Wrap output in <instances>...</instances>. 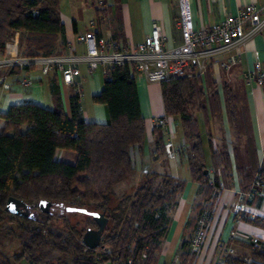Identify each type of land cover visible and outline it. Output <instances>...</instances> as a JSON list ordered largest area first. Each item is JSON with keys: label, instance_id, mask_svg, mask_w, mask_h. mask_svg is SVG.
<instances>
[{"label": "trees", "instance_id": "16d2710c", "mask_svg": "<svg viewBox=\"0 0 264 264\" xmlns=\"http://www.w3.org/2000/svg\"><path fill=\"white\" fill-rule=\"evenodd\" d=\"M64 32L59 0H0V48L18 33L19 53H65V45L59 41ZM202 82L201 75L178 76L161 81L160 87L165 112L179 118L190 142L187 158L192 180L203 185L209 198L211 183L205 172L203 140L191 112L203 94ZM51 90L56 108L25 101L0 113L5 119L0 128V244L16 240L20 247L11 257L0 250V264H20L22 260L30 264H96L98 259L124 264L128 258H132L131 264H155L171 220L169 210L177 205L185 181L168 172L149 170L132 193L118 198L113 194L115 185L135 170V154L142 151L146 140L134 65L111 66L101 90L92 96L94 102L106 104L108 122L86 120L76 93L70 97L69 113H65L57 75ZM232 114L236 116L234 108ZM58 148L73 152L74 160L56 158ZM209 148L211 162L229 163L227 145L216 149L209 140ZM254 161H258L256 157ZM261 167L264 171V158ZM239 175L243 186V167ZM213 178L218 184V178ZM10 195L27 202L45 198L105 211L108 223L99 245L89 248L81 242L85 229L96 226L90 215L83 213L84 224L71 220L63 232L51 226L52 215L40 213L35 220L7 212ZM69 214L76 217L80 212ZM248 220L264 227V217ZM189 237L182 242V249ZM55 251L59 253L56 257ZM227 264H264V241L251 243L247 255L237 254Z\"/></svg>", "mask_w": 264, "mask_h": 264}, {"label": "crops", "instance_id": "0c3cea01", "mask_svg": "<svg viewBox=\"0 0 264 264\" xmlns=\"http://www.w3.org/2000/svg\"><path fill=\"white\" fill-rule=\"evenodd\" d=\"M183 3L189 19L197 28L211 27L226 14L236 13L246 3H254L264 11V0H183ZM97 8H100V11L96 10V14L90 16L88 20L83 19L82 24L79 22L80 20L61 12L62 19L65 23V32L63 36H59V41L65 45L66 52H80L84 50V44L77 41L76 35L79 32H84L92 28L98 34L113 39L120 46L128 47L142 41L150 31L154 21L162 26L163 33L167 37L166 46H176L181 42L180 30L176 24L180 15V0H102V4H99ZM18 39L19 34L16 33V36L6 44V47L13 53L19 52ZM256 51H259L264 65V29L246 43L240 62L231 68L232 73L229 74L231 80L244 82L245 84V89L241 88L237 91V96L239 97L241 110H243L244 97L250 112L253 152L256 159H259L260 162L262 150H264V84L250 86L243 78V72L248 67H251L255 61ZM218 68L222 70L219 62L216 59L211 60L206 73L209 74L210 72L214 75ZM81 71L84 76V95L80 100V104L84 118L86 120L108 122L109 113L106 104L94 102L92 99V96L102 88L103 80L107 72L106 68L100 66L93 73H89L87 67L82 66ZM1 74H6L5 80L9 84V87L6 88L0 85V113L6 112L12 104L25 101L37 102L51 108L57 107V102L51 90V81L55 75L54 73L45 76L40 73L39 69L29 70L27 75L31 78L32 82L27 87L19 83L17 75L4 73L3 70H0ZM136 84L141 112L146 123V140H149V144L157 143L160 145L164 137L168 139L173 138L169 144L168 157L171 159L174 158L175 162H177L178 157L181 165L186 158L189 170V175L184 177H181L178 172H175L178 170L172 172V168L164 171H156L159 173H171L185 181V186L179 195L177 205L169 210L171 220L167 233L162 239L155 262V264H164L169 262L176 253L183 251L182 242L192 234L194 229L193 220L197 217L200 207L205 205L210 200V197L207 198L208 194L201 183L192 180L187 158V150L190 147V142L184 135L181 123L182 135L176 137L178 132L177 123L174 121L172 124L175 134L169 137L165 128L158 127L153 121L155 116L165 112L160 83L149 81L146 77L136 74ZM58 88L61 95L62 109L65 113H69L70 97L75 93L74 86L65 84L58 78ZM4 124L5 119L0 117V128ZM154 127L157 129L154 130ZM159 129L163 134L160 135ZM11 132L9 131V133ZM232 134L234 135L232 136L233 139L231 138L226 144L232 154L237 152L240 155L241 153L237 147V143L239 144V141L243 137L242 139L236 137V131H232ZM175 139H178L177 144L173 142ZM206 148L209 150V159L206 156ZM203 149L206 162H211V151L208 140H203ZM55 156L61 160H74L73 152L60 148L56 150ZM167 162H170L169 159H167ZM139 165L143 168L142 158L139 159ZM177 166V163H175L174 168H177ZM147 170L149 171V169ZM242 187L241 184L224 187L220 190L217 197L212 200L213 214L208 225L201 252L196 259V264H213L216 259L215 245L217 241L227 239L233 230H236L239 235L235 239L238 251H240L238 252L239 254L247 255L250 251L251 243L249 240L244 239L243 235L258 236L264 241V227L248 220V218H254L252 213H247L244 218L239 219L234 211L235 193L237 189H243ZM249 209L252 211L257 209L260 216L263 217L264 200L259 199L255 201ZM0 250L4 251L9 257L14 255L8 254L3 248ZM20 264H23V260ZM24 264L30 263L25 260Z\"/></svg>", "mask_w": 264, "mask_h": 264}, {"label": "built area", "instance_id": "2783aa9c", "mask_svg": "<svg viewBox=\"0 0 264 264\" xmlns=\"http://www.w3.org/2000/svg\"><path fill=\"white\" fill-rule=\"evenodd\" d=\"M180 8L176 24L180 30L181 42L176 46L165 45L167 37L163 33L162 26L156 21L152 23L150 31L142 41L128 47L120 46L113 39L98 34L92 28L77 33V41L85 46L80 52L27 55L13 53L7 47L0 48V70L17 75L19 83L25 87L32 82L27 75L29 70L39 69L45 76L54 73L65 84L73 85L75 93L82 98L84 95L82 66H86L88 72L93 73L100 66H104L108 71L115 64L132 63L136 74L146 77L149 81L160 83L178 76H203L211 60L216 59L221 68L228 73L240 62L246 43L264 29V11L254 3L242 5L236 13L226 14L209 28H197L193 25L185 11L183 0H180ZM5 75H0V85L7 88L9 84L5 80ZM243 78L250 86L264 84V65L259 51L255 52L253 65L243 72ZM153 121L158 127L165 128L169 137L173 136L172 116L163 112L155 116ZM262 151L259 166L250 186L245 190H236L233 208L239 219L244 218L247 213H252L254 217L249 207L259 199L264 200V171L261 167L264 150ZM217 189L218 192L215 187L210 200L199 211L186 247L164 264H196L213 214L212 200L222 190L220 187ZM238 236L237 231L233 230L227 239L217 241L216 259L213 264H227L233 256L239 254L235 243ZM243 236L252 244L262 241L258 236ZM115 263L117 264L118 261ZM131 263L132 258L124 262V264ZM96 264L112 263L98 259Z\"/></svg>", "mask_w": 264, "mask_h": 264}, {"label": "rangeland", "instance_id": "374dc122", "mask_svg": "<svg viewBox=\"0 0 264 264\" xmlns=\"http://www.w3.org/2000/svg\"><path fill=\"white\" fill-rule=\"evenodd\" d=\"M59 1L61 12L67 14L68 16H73L77 20H80L79 22L81 24L83 19L88 20L90 16L96 14V7H98L100 4V0ZM229 73H232V70L227 73L223 69L221 70L219 68L214 75H212L210 72L209 74L206 73L203 76L202 82L203 94L200 96V98L195 100L194 104L191 107V112L197 118L199 132L203 137L202 140H208V142L209 140L212 141V144L214 147H216V149H221V146L227 145L226 143L230 141L231 138L233 139L232 136H234L233 134L235 132L232 134V131H236V137H239L240 139H242L243 137V139L239 141V144L237 143V147L241 154L239 155L237 152L232 154L229 151L230 156L228 164L225 165V161H219V163H206V170L209 173L208 175L210 176L211 183L210 197L212 196V191H215V187L216 192H218V187L222 189V187L240 184V180L242 178L239 173L242 171V167L243 190H245V184L251 181L255 171L259 166V159H257L258 161H254L255 156L253 152V138L251 130L252 122L250 120L251 115L244 97L243 110H241L239 97L237 96V91H239L241 88L245 89V84L244 82H235L231 80V76ZM85 107L88 108L87 105ZM233 108L235 109L236 116L232 114ZM172 120L173 122L176 121L177 123L178 132L176 137H179L182 135L179 118L176 116H172ZM232 121L235 122V126H232L234 125ZM159 131L160 135L163 134L160 129ZM171 139L164 137L160 145L157 143L149 144V140L147 139L145 145H143L142 151L139 153L136 152V154L135 152L133 153L135 154L136 168L134 172L129 174V176L121 184H118L114 187L113 194L116 198L121 197L125 194L132 193L135 188H137V186H139L144 181L146 172L148 171L147 169L154 171H164L168 170V168H172V172H174V170H178L175 172H178L181 177L189 175L186 158L184 159L182 166L179 162L178 157L177 162H175L174 158L171 159L168 157L169 144L170 142H172ZM177 140L178 139H175L173 142L177 144ZM206 156L207 159H209V150L207 148ZM140 158L143 159V168H141L139 165ZM167 159H169V163L167 162ZM175 163H177L178 165L177 168L175 167L176 169L174 168ZM213 177L218 178V184L214 182ZM58 212L59 208H57L54 213L59 214ZM253 214L254 217H262L260 216L257 209L253 211ZM75 215L76 217L74 215L71 216L69 212H61V215L59 216L52 215L51 226L65 232L68 227V223L71 220L73 222L79 220L81 224L85 223L86 216H84L83 213ZM2 240L5 241L6 239L3 238ZM2 248L5 249L8 254L10 253L12 255L18 253L20 247L19 243L16 240H7L5 246L0 244V249ZM53 255L56 257L59 255V253L55 251ZM24 261L25 260H23V264Z\"/></svg>", "mask_w": 264, "mask_h": 264}, {"label": "water", "instance_id": "95a60500", "mask_svg": "<svg viewBox=\"0 0 264 264\" xmlns=\"http://www.w3.org/2000/svg\"><path fill=\"white\" fill-rule=\"evenodd\" d=\"M207 172V170H205ZM55 205L62 207V213L80 212L88 214L96 222V226H88L82 234L81 242L89 248H95L99 245L105 228L108 223V217L105 211H94L86 207L66 204L63 201H55L42 198L37 202H27L22 198L10 195L5 204V210L9 213L29 217L39 220V214H54ZM61 215V214H60Z\"/></svg>", "mask_w": 264, "mask_h": 264}, {"label": "flooded vegetation", "instance_id": "af4514ba", "mask_svg": "<svg viewBox=\"0 0 264 264\" xmlns=\"http://www.w3.org/2000/svg\"><path fill=\"white\" fill-rule=\"evenodd\" d=\"M57 208H59V214H57V215H60L61 214V212H62V207L60 206V205H55L54 206V208H53V213L56 211V209ZM55 214V213H54ZM48 215H53V214H48Z\"/></svg>", "mask_w": 264, "mask_h": 264}]
</instances>
